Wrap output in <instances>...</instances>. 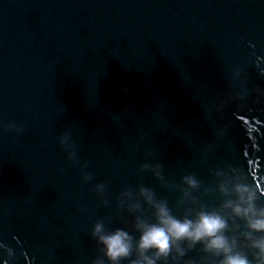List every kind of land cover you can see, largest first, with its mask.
<instances>
[{
	"label": "water",
	"instance_id": "obj_1",
	"mask_svg": "<svg viewBox=\"0 0 264 264\" xmlns=\"http://www.w3.org/2000/svg\"><path fill=\"white\" fill-rule=\"evenodd\" d=\"M141 186L245 243L226 205L264 206V0H0V264H93L97 221L154 222ZM180 248L157 264L219 259Z\"/></svg>",
	"mask_w": 264,
	"mask_h": 264
},
{
	"label": "clouds",
	"instance_id": "obj_2",
	"mask_svg": "<svg viewBox=\"0 0 264 264\" xmlns=\"http://www.w3.org/2000/svg\"><path fill=\"white\" fill-rule=\"evenodd\" d=\"M61 144L69 151L70 158L74 156L69 135L61 139ZM149 167L148 164L142 165L143 169ZM84 179L90 180L92 176L85 174ZM189 183L195 185L196 181L190 180ZM95 190L102 195L105 185L99 184ZM123 194L132 193L125 190ZM139 195L147 197L154 222L135 217L133 228L139 233L137 239L123 228L109 230L102 220L97 221L92 236L102 246V257L94 260L93 264H105V260L108 264H120L122 260H128V264H157L158 260L166 261L174 248L184 255L180 245L185 241L190 242V246L202 244L206 252L219 258L217 264H264V206H258L252 196L244 197L239 187L238 202L226 207H231L234 220L242 222L243 246L227 235L229 222L215 211L202 209L194 216L177 218L167 201H155L151 189L141 186Z\"/></svg>",
	"mask_w": 264,
	"mask_h": 264
}]
</instances>
